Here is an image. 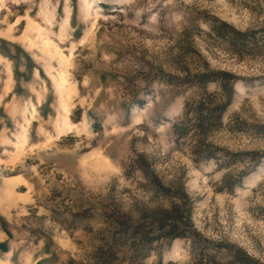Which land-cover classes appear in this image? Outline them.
Segmentation results:
<instances>
[{
	"label": "rangeland",
	"instance_id": "rangeland-1",
	"mask_svg": "<svg viewBox=\"0 0 264 264\" xmlns=\"http://www.w3.org/2000/svg\"><path fill=\"white\" fill-rule=\"evenodd\" d=\"M212 70L233 95L201 131L198 103L226 101ZM153 176L192 232L132 255L116 219L181 204ZM108 247L109 264H264V0H0V264Z\"/></svg>",
	"mask_w": 264,
	"mask_h": 264
},
{
	"label": "trees",
	"instance_id": "trees-1",
	"mask_svg": "<svg viewBox=\"0 0 264 264\" xmlns=\"http://www.w3.org/2000/svg\"><path fill=\"white\" fill-rule=\"evenodd\" d=\"M200 80L203 87L209 82H218L226 97V101L221 107H205L204 102L198 103V107L194 111V116L197 119L195 127L203 131L205 127L210 125V120L219 121L220 116L218 113L222 112L223 108L229 105L233 95L232 82L235 80V77L224 71L212 70L206 71L200 75ZM199 144L200 145L198 146L203 147V144ZM212 152V149H207V155L209 158H214ZM153 179L154 185L156 186V195L163 196L170 200H172L174 196L179 197L181 199V204L170 203L166 209L157 207L154 209L139 211L138 216L140 217V220L135 222H129L127 219L122 218L116 219L115 224L120 232L119 237H113V239L117 244L122 238L130 237L132 240L130 247L132 255L140 254L146 249V246H149L153 242H157L161 236H165L170 243L172 240L184 236L187 232H192L190 215L185 209L186 196L183 191L177 190L176 192H172L171 188L161 183L157 177L153 176ZM101 250L102 249H100V251ZM102 251L106 252L102 254L105 256H99L100 261L102 264H109L110 257L113 256L111 254V247ZM237 254L238 255L235 256V258H238L240 255L244 258H241V261L237 259L240 263L245 264V261H247L250 264H255V261L242 251H237ZM201 255L207 260L205 264H222L216 260L212 254L202 252Z\"/></svg>",
	"mask_w": 264,
	"mask_h": 264
}]
</instances>
